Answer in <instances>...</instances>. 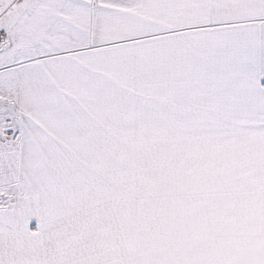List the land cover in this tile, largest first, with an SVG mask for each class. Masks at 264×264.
Masks as SVG:
<instances>
[{"label": "snow or ice", "instance_id": "1", "mask_svg": "<svg viewBox=\"0 0 264 264\" xmlns=\"http://www.w3.org/2000/svg\"><path fill=\"white\" fill-rule=\"evenodd\" d=\"M0 264H264V0H0Z\"/></svg>", "mask_w": 264, "mask_h": 264}]
</instances>
